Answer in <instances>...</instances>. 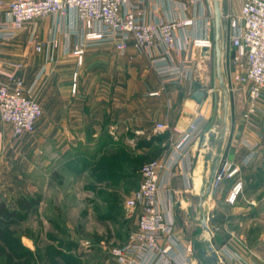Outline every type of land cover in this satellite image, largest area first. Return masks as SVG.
Masks as SVG:
<instances>
[{"label": "crops", "instance_id": "1", "mask_svg": "<svg viewBox=\"0 0 264 264\" xmlns=\"http://www.w3.org/2000/svg\"><path fill=\"white\" fill-rule=\"evenodd\" d=\"M221 1L226 19L240 13V0ZM207 5L212 10L211 0H145L147 20L194 19L193 25L176 33L177 45L182 46L187 40V47L179 53L169 50L170 62L186 61L193 68L192 75L181 82H163L150 60L136 52L132 44L124 52L109 42L87 47L79 63L73 50L82 41L83 24L73 14L50 15L37 21L41 51L29 45V30L19 32L12 39L0 38V83L12 85L15 79H21L26 88L35 84L43 109L35 132L19 142L11 125L0 123V169L6 168L13 176L16 170L23 171L22 193L27 201L39 202V211L44 205L48 212L54 211V205L68 196L48 194L46 179L53 177V185L57 187L68 183L77 186L85 177L93 180L97 173L94 162L101 158L120 162L126 170L127 153L131 157L140 154L142 146L137 142L141 140L161 144L160 158L169 150L171 141L197 120L200 112L209 120L207 98L202 105L192 99L199 83L197 67L209 51L194 47L192 42L195 38L214 39L213 17L207 13ZM0 16H5L2 9ZM153 92L159 93L153 95ZM157 122L165 123L168 130L156 133ZM209 132V138L215 139L216 134ZM198 137L179 165L162 172V204L167 209L170 201L174 221L177 195L192 193L201 182L198 171L205 169L206 162L200 160L205 150L199 147ZM208 139L204 136L202 143L207 144ZM19 156L22 164L17 160ZM93 187L88 183L86 193L76 191L70 196L71 202L112 201L109 194L100 199ZM41 189L43 197L36 200V192ZM176 235L178 259L189 256L197 261L193 252L186 250L192 244ZM217 252L226 264H264V257L257 250L244 254L242 249L225 244ZM109 261L112 257L104 254L102 264Z\"/></svg>", "mask_w": 264, "mask_h": 264}, {"label": "rangeland", "instance_id": "2", "mask_svg": "<svg viewBox=\"0 0 264 264\" xmlns=\"http://www.w3.org/2000/svg\"><path fill=\"white\" fill-rule=\"evenodd\" d=\"M207 9L214 22L213 7L211 10L207 5ZM229 20H223L226 46L222 60L230 92L228 123L225 126L220 120L224 93L218 83L214 47L197 67L198 82L208 90L207 130L197 140L199 147L205 150L200 160L206 165L204 171H198L199 185L192 193L178 194L175 203V232L183 241L192 244V252L199 264H205L201 254L209 242L216 249L228 244L242 249L244 254L257 250L264 257V101L258 104L257 114L250 120L244 118L246 96L233 79L235 65L231 61L233 49L229 43ZM35 97L38 99L37 91ZM209 130L216 134L215 139L209 138ZM204 136L209 138L205 145L202 143ZM137 143L142 146L140 154L131 157L128 170L117 172V177L100 179L95 173L93 180L85 177L74 187L69 183L57 187L53 185V177L46 179L48 194L68 196L49 212L47 205L39 211V202L30 209L23 203L28 198L22 193V170H16L13 176L6 168L0 169V201H5L11 210L19 213L11 224H0V246H3V236L14 238V242L0 250V264H102L103 255H110L112 247L127 243L136 228L137 211L125 206L126 198L130 190L139 187L142 165L158 158L163 149L161 144L150 141ZM247 143L256 146L251 151ZM247 155L248 160H245ZM17 160L22 164V156ZM225 160L237 164L239 172L233 178L214 181L211 193L206 195L204 206L200 208L201 189L208 185L213 166ZM239 179L243 181V189L237 201L231 204L228 195ZM88 183L94 186L96 196L102 199L103 195L109 194L112 201L71 202L70 196L76 191L87 192ZM41 193L42 189L36 192V200L43 197ZM203 213L207 216L212 236L201 224Z\"/></svg>", "mask_w": 264, "mask_h": 264}, {"label": "built area", "instance_id": "3", "mask_svg": "<svg viewBox=\"0 0 264 264\" xmlns=\"http://www.w3.org/2000/svg\"><path fill=\"white\" fill-rule=\"evenodd\" d=\"M240 2V13L229 20V43L235 65L233 79L246 96L244 118L250 120L257 114L258 104L264 101V0ZM144 4L145 0H0V9L5 13L3 18L0 16V38L12 39L19 32L29 30V45L41 51L37 21L50 15L73 14L83 24L82 41L73 50L79 63L87 47L109 42L124 52L132 44L136 52L150 60L163 82H181L192 75L193 68L186 61L170 62L169 50L179 53L187 47V40L182 46L177 45L176 33L193 25L194 19L150 21L146 19ZM192 43L202 49L214 48V39L210 38H195ZM74 77L77 78V72ZM73 89L76 90L75 85ZM35 94V84L26 88L21 79H15L12 85L0 83V118L11 125L17 140L35 132L36 122L42 115L43 109ZM207 124L208 117L200 112L197 120L171 141L162 157L142 165L139 187L125 201L127 208L137 211L136 228L127 243L110 249L112 261L106 264H199L189 256L178 259L179 241L170 214L171 203L168 201L167 209L162 204L160 180L163 170H173L180 164ZM166 130L165 123H156V133ZM246 145L251 151L256 146ZM239 170L237 164L225 160L219 163L214 181L233 178ZM242 189L243 181H235L228 195L231 204L237 201ZM186 250L191 252V245Z\"/></svg>", "mask_w": 264, "mask_h": 264}, {"label": "water", "instance_id": "4", "mask_svg": "<svg viewBox=\"0 0 264 264\" xmlns=\"http://www.w3.org/2000/svg\"><path fill=\"white\" fill-rule=\"evenodd\" d=\"M213 13H214V47H215V56H216V73L218 78V83L221 90L224 93V99L221 102V115L220 120L225 124L228 123V113H229V104H230V92L226 85L224 74H223V64L222 60L225 56V46L226 42L223 38V34L226 31V27L223 23L225 18L224 8L222 5L221 0H211ZM207 87H202L198 83V88L194 90L192 93V99H194L197 104L202 105L204 104L207 96H208ZM219 166V161L213 166L211 171L210 180L206 187H203L200 191V208L204 206L205 197L207 194H210L212 191L213 181L216 176V172ZM201 224L203 228L210 234L213 235L212 230L208 224V219L205 213H203L201 218ZM201 259L205 264H226L225 262L221 261L220 257L218 256V252L216 247L209 242L207 248L202 249Z\"/></svg>", "mask_w": 264, "mask_h": 264}, {"label": "trees", "instance_id": "5", "mask_svg": "<svg viewBox=\"0 0 264 264\" xmlns=\"http://www.w3.org/2000/svg\"><path fill=\"white\" fill-rule=\"evenodd\" d=\"M130 158L131 156H129V154L127 153V159H126L127 163H129ZM94 165H95V171L97 172L96 175L100 179L117 177L116 173L123 170L122 164H120V162H113L103 158L99 159L98 161L96 160L94 162ZM23 203L26 205L27 208L30 209L37 204V201L25 200ZM18 215L19 213L11 210L5 201H0V224L9 225L13 222L12 219L14 217H17ZM1 236L2 233H0V237ZM9 237L10 238L3 236L2 238L4 247L9 246L11 241L14 242V238H12V236ZM3 246H0V250L4 249Z\"/></svg>", "mask_w": 264, "mask_h": 264}]
</instances>
